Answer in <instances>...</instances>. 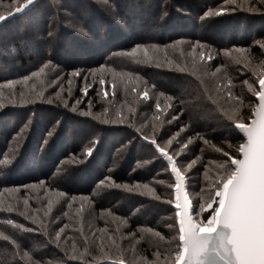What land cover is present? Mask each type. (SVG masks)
Listing matches in <instances>:
<instances>
[{
    "label": "trees",
    "instance_id": "1",
    "mask_svg": "<svg viewBox=\"0 0 264 264\" xmlns=\"http://www.w3.org/2000/svg\"><path fill=\"white\" fill-rule=\"evenodd\" d=\"M23 1L0 0L7 17L0 21V161L7 160L0 163V264H113L121 257L138 264L137 250L154 264L155 252L179 243L175 181L142 136L164 143L179 132L173 152L191 138L176 159L198 221V206L214 196L217 164L238 156L243 142L216 106L239 107L247 122L256 104L259 75L236 57H245L240 49L264 56L256 47L264 38V3L34 0L13 15ZM227 7L236 10L204 16ZM194 64L200 102L183 114L178 100L165 110L168 96L187 99L182 94L195 79ZM101 77L117 79L114 91L104 86L107 96Z\"/></svg>",
    "mask_w": 264,
    "mask_h": 264
},
{
    "label": "snow or ice",
    "instance_id": "2",
    "mask_svg": "<svg viewBox=\"0 0 264 264\" xmlns=\"http://www.w3.org/2000/svg\"><path fill=\"white\" fill-rule=\"evenodd\" d=\"M33 2L34 0H24L22 6H16L13 15L27 10ZM235 2L236 0H233V3ZM261 2L264 3V0H261ZM235 10L234 7L221 8L217 12L209 10L204 13V16L219 15ZM5 19L7 17L0 14V21ZM256 47L264 49V38L256 41ZM137 48H133L131 55H135ZM239 51L244 52L245 49ZM144 55L147 59H151L148 56L147 48L144 49ZM203 56L204 53L201 52L200 58L202 59ZM208 59L210 60L211 56ZM247 61V57H236V62L244 63L245 66H248ZM193 67L195 79L188 82L182 94L187 99L168 96L169 103L165 106V110L171 108L173 103L178 100L183 114L186 106L200 102L201 94L197 92V89L202 81L195 71V64ZM13 83L12 80H7V84L12 85ZM244 83L248 85L249 91L253 90L252 84H249L248 81H244ZM99 84L102 86L106 84L103 77L100 78ZM258 84L259 88L254 92V95L258 97L259 102L251 109L252 118L250 123L243 122L239 107L225 110L218 106L217 101L211 96L207 97L212 105H217L216 111L233 122L235 128L246 137V140L236 147L238 156H233L230 161L217 164L218 171L212 183L214 196H209V200L205 202L207 208L213 209L206 222L204 220L196 221L190 214V201L186 192V176L182 168L178 166L176 159L187 147V143H190L191 138L189 137L187 143L179 142L180 148L173 152L170 149L179 132L164 143H160L155 136L151 138L147 134L142 136V139L153 145L159 156L166 160L171 173L174 174L175 183L172 187L175 192L176 215L179 218L178 246L166 254L160 251L155 252L154 256L157 259L154 264H161L159 259L161 256L164 257L163 264H264V71L259 74ZM88 87H91V85ZM88 87H85L82 91L87 93ZM139 94L145 99L149 98L147 91ZM104 95H108L107 91L104 92ZM161 95L164 94L161 93ZM155 108L160 110L161 104L157 102ZM173 119H176V117H173ZM136 131L140 132L141 129H136ZM204 142L207 143V140ZM92 151L93 148L89 147L87 155L90 156ZM0 163H7V160L0 161ZM195 163L196 161L192 160L187 165L188 168H191ZM100 183L103 184L104 181ZM123 187L127 188L128 186L123 185ZM143 187L148 189L149 192L155 191L147 184ZM72 199L75 200V197ZM49 204L51 205V202ZM214 204L216 206L213 208ZM204 206L201 205V209ZM65 215L67 214L65 213ZM9 223L12 222L9 221ZM18 226L24 228L23 225ZM66 227L67 225H64L56 231V241L60 240L61 232ZM150 231L154 232V230ZM154 234L163 239L160 233L154 232ZM4 238L8 239L7 236ZM108 239L111 240V237ZM174 239L173 237L168 241L169 245ZM112 243H115L114 240ZM85 254H88L87 247H85L81 256ZM24 255L27 256L28 254L24 253ZM101 255H104L102 247ZM32 264H40V262L32 261ZM113 264H126V261L121 257L114 260ZM144 264H148V262L144 261Z\"/></svg>",
    "mask_w": 264,
    "mask_h": 264
},
{
    "label": "rangeland",
    "instance_id": "3",
    "mask_svg": "<svg viewBox=\"0 0 264 264\" xmlns=\"http://www.w3.org/2000/svg\"><path fill=\"white\" fill-rule=\"evenodd\" d=\"M24 2V1H23ZM22 3V2H21ZM21 3H19L18 5H20ZM241 3L243 4V5H245V6H252V8H255V4H259V5H261L262 4V2H261V0H259V2H256V3H253L251 0H241ZM1 5V4H0ZM7 6L8 7H10L9 6V4H7ZM7 7V8H8ZM124 23V22H123ZM248 51H250V49L248 50ZM251 52V51H250ZM249 53L247 54V52L246 51H244V56L245 57H247L248 58V61H247V63H249L248 64V66H246L247 67V69H248V67H251L252 69H251V71L252 72H254L255 74H257V75H259L260 74V72L261 71H264V56H258V57H253V58H250L249 56ZM244 74V73H243ZM104 79H105V81H106V84L105 85H107L109 88V91L110 92H112V90L114 91L115 90V83L117 82V79H115V78H109V77H103ZM258 79H259V76H257V81H256V84H258ZM245 81V80H244ZM244 81L243 80H241V83H243V85L244 86H248L247 84H245L244 83ZM253 82H254V80H253ZM248 83L249 84H253V83H250V81H248ZM90 84L88 83V84H85V86L83 87V89L85 88V87H88ZM105 85H103V88H102V92L104 93L106 90L104 89V86ZM113 85H114V87H113ZM254 91H255V89H253ZM233 107H234V105H233ZM82 112H84V113H86L84 110L82 111ZM245 122V121H244ZM30 185H41V184H30ZM35 188H39L38 186H35ZM174 194V193H173ZM209 199H207V201H208ZM202 205V204H201ZM201 205H199L198 206V212H196V218L198 219V221H200V220H203V218H207L209 215H211V213H212V210L213 209H210V208H207V206H206V203H204L203 205H205L204 206V208L203 209H201ZM215 206H213V208H214ZM207 211H209V213L208 214H206V212ZM125 237H127V236H125ZM144 251L142 250L141 252L140 251H136V253H135V256H137L138 258H137V260H136V263H138V264H144V261H147L148 262V264H153V261L152 260H150L149 259V257L147 258L146 256H144ZM142 258V259H141Z\"/></svg>",
    "mask_w": 264,
    "mask_h": 264
},
{
    "label": "water",
    "instance_id": "4",
    "mask_svg": "<svg viewBox=\"0 0 264 264\" xmlns=\"http://www.w3.org/2000/svg\"><path fill=\"white\" fill-rule=\"evenodd\" d=\"M258 88H259V84H258ZM255 100H256V104L259 102L258 101V97H256L255 96ZM255 104V105H256ZM251 118H252V113H251V117L248 119V121L247 122H245V123H250L251 122ZM240 133V132H239ZM241 134V136L243 137V142L246 140V137H244L243 136V134L242 133H240ZM165 160V159H164ZM166 161V160H165ZM167 163V162H166ZM169 170H170V167H169ZM170 172H171V170H170ZM172 174V173H171ZM172 176H173V178H174V174H172ZM174 181H175V178H174ZM173 192H174V188H173ZM186 192H187V183H186ZM187 194H188V192H187ZM174 196H175V192H174ZM189 196V195H188ZM174 198V197H173ZM189 201H190V208H189V211H190V214L192 215V217H193V219L194 220H196L195 219V217H194V215H193V207H192V203H191V200H190V198H189ZM173 206H174V208H175V201H174V203H173ZM175 210H176V212H177V209L175 208ZM176 217H177V224H178V229H179V218H178V216L176 215Z\"/></svg>",
    "mask_w": 264,
    "mask_h": 264
}]
</instances>
